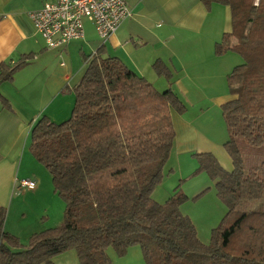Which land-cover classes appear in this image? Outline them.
<instances>
[{"label":"trees","instance_id":"16d2710c","mask_svg":"<svg viewBox=\"0 0 264 264\" xmlns=\"http://www.w3.org/2000/svg\"><path fill=\"white\" fill-rule=\"evenodd\" d=\"M199 1L206 9H229L230 31L214 44V53L241 58L227 75L230 99L220 107L231 168L211 153L193 154L199 163L194 174L208 175L226 207L208 242H201L191 219L179 211L187 199L179 190L163 204L151 198L174 143L172 112L182 114L184 105L170 88L157 91L99 49L83 57L70 116L59 123L46 116L30 122L29 151L63 201L62 220L22 245L4 230L6 209L0 205V264H54V257L70 250L80 264H112L107 249L122 257L133 246L144 264H264V211L238 209L262 198L264 159L245 168L237 147L238 140L264 145V0ZM24 62L0 65V84ZM152 69L172 78L160 60ZM0 103L11 109L1 95Z\"/></svg>","mask_w":264,"mask_h":264},{"label":"crops","instance_id":"0c3cea01","mask_svg":"<svg viewBox=\"0 0 264 264\" xmlns=\"http://www.w3.org/2000/svg\"><path fill=\"white\" fill-rule=\"evenodd\" d=\"M51 1L53 0H0V65H13L25 60L23 66L13 73L11 80L0 84V95L11 105V109H5L0 103V205L4 207L6 204L9 205L4 230L17 237L22 245L27 244L31 234L55 227L62 220L63 205L59 202V205L56 202L49 204L51 216H46L42 223H24L15 217L22 204L26 205L30 199L38 200V197H41L39 186L33 191L18 192V181L32 180L39 183L41 178L38 175V181L30 179L32 177L19 179V170L15 166L20 155L21 160L23 159L26 144L22 145L19 153V147L10 140V135L17 129L16 125H19V117H28L30 122L36 120L38 116H46L55 123L67 119V101L72 102L74 99L73 95L69 97L67 92L71 91L78 81H72L63 70L66 67L64 62H60L57 67L52 64L62 55L71 54L78 49L84 70L85 56H82L84 53L81 50L83 44L91 50L88 54L85 53L87 56L94 55L101 49V54L119 58L128 68L154 85L158 80L157 75L152 73V64L155 61L160 60L168 67V63H175L181 70H186L193 64L194 60L183 63L179 54L192 58L189 56L191 52L189 47H193L195 37L200 38V29L213 11L219 10L215 9L218 5L206 9L199 0H125L132 11V17L120 23L107 41H100L102 44L99 46L97 43H91L85 36L84 28L82 40L71 41L60 49L50 50L34 31L27 14ZM222 10L224 25L220 31L218 30L219 35L230 31L229 9L224 7ZM161 23L164 24L162 27H160ZM218 40L206 44V50L211 57L214 44ZM198 59L197 56V64L192 65L191 69L201 66ZM221 60V58H213L212 61L219 64ZM61 63L64 65L61 66ZM180 81L177 79L176 83L186 98V89ZM191 92L192 98H186L187 108L191 107L190 109L195 111L196 105H200L203 109L195 112L194 116L185 110L184 113L190 117L189 120L184 119L183 114L172 112L175 137L170 158L172 154L175 156L213 154V151L218 150L227 139L221 131L209 132L212 125L217 128L220 107L230 99L226 89L220 88L216 93L209 95L195 94L193 90ZM181 101L184 102L182 99ZM204 103H208V106H203ZM31 107L34 112L28 116L27 110ZM206 122L208 126H205ZM49 196L50 194L47 195L48 200L51 199ZM136 248L137 246L131 247L122 257L110 253L111 263L144 264L142 256L140 258V249ZM135 252L138 257L133 256ZM53 263L80 264L76 253L72 250L54 257Z\"/></svg>","mask_w":264,"mask_h":264},{"label":"rangeland","instance_id":"374dc122","mask_svg":"<svg viewBox=\"0 0 264 264\" xmlns=\"http://www.w3.org/2000/svg\"><path fill=\"white\" fill-rule=\"evenodd\" d=\"M217 7L218 8L215 9L219 10H214L200 29V38L195 37L193 47H189V49H191L189 56H192V58H187L185 55L179 54V58L183 63H188L194 60L192 65L197 64L198 56L201 66H198L196 69H191V65L186 70H181V68H177L178 65L175 63H168L169 67L166 65V63H164V66L171 70L172 78L166 79L164 76L157 75L158 80L154 83V85H152L159 92H163L166 88H170L176 96H179L178 99L180 101L181 99L184 100V102L181 101L185 107L184 109L187 113H192V116L195 115V112H200L202 106L196 105L195 111H192L190 109V106V108H187L188 102L186 101V98H192L193 94L191 90H193V93L195 94L202 93L209 95L212 93H216L218 90H220V88H224L226 89L228 94L229 92L226 82L227 75L231 72L235 65L241 62L240 56L234 52H226L222 55H216L213 52V56L211 57V54H209L206 50V44H208V42L212 43L214 42V40L220 39L221 35H219V31L224 25V14H222V9L224 8V6ZM88 23H84L85 36L88 40L91 41V43H97L98 46L101 45L102 41L98 38V36L95 35L93 27L90 23ZM163 25L164 24L161 23L160 27H162ZM107 46V43H105V47ZM81 50L84 53L82 56H87L85 53L88 54L89 52H91V50H88L86 48V45L83 44L81 46ZM78 51L79 50L77 49L71 54L68 53L62 55L59 59H57V61L52 64V66L57 67L60 62H64L66 67L63 70L69 77H71L72 81H79L81 74L84 71L82 70V62ZM213 58H221L222 60L218 64L217 62L212 61ZM152 73L154 74L155 72L152 71ZM177 79L181 80V85L186 89V98H184L183 92L179 89V86L176 83ZM67 93L69 97H71V94L73 95L72 91H68ZM72 102H74V99ZM72 102L71 100L67 101V118L71 114V107H73ZM203 106H208V103H204ZM184 111L182 113L183 118L189 120L190 117H187ZM219 111V127L217 126L216 128L212 125L209 132L213 133V131H217L218 133L221 131L223 136L226 138L227 132L225 123L221 116V108ZM33 112L34 109L32 107L28 109V116H31ZM213 113L214 112L212 111L211 114ZM39 117L41 118V116H38V118ZM19 119V125H16L17 129H15L12 135H10V140H13V143H15L17 147H19V153L20 148H22L23 144H26V149L23 159L21 160L20 155L15 168L19 170V179L21 177H32L30 179L38 181L39 177L41 178V182L39 181V183L34 181L36 183L35 189L38 188V186L41 188V197H38V200L30 199L29 202H26V205L22 204L17 210L18 213H15V217L17 218V220L24 223H42L45 221L46 216H51L52 211L49 208V204L51 202H56L57 205H59V202L61 203V205H63V201L53 190L51 177L48 170L42 164L37 162L29 152V145L31 141L30 129L32 126L30 121H28L29 118L19 117ZM209 119H214V117H209ZM205 126H208L207 122L205 123ZM237 147L240 151V156L245 168L258 165L264 159V145L254 147L250 146L243 140H238ZM213 155L215 156V158H217L218 162L223 168H231V162L224 151L223 143L218 150L213 151ZM198 165L199 163L196 156H193L192 154H188L187 156H175L174 154H172L171 158L169 156L163 172L164 178L162 182L153 190L151 198L157 203L163 204L174 190H179L183 195L187 197L186 201H184L180 205L179 211L181 212V214L186 215L191 219L201 242L207 243L210 238L211 229L219 224L226 212V207L216 196L214 190V182L210 180L208 175L204 172H198L194 174ZM170 167L172 168L171 171ZM20 181L21 180H19L18 182ZM17 191L21 192L20 190ZM48 194H50L51 196L50 200L47 199ZM8 207V204H6L4 207L6 209V213ZM238 209L264 211V194L262 198L258 200H251L241 203L238 206ZM136 249L139 250L138 247ZM107 253H113V250L109 248L107 249ZM133 256H137L136 252L133 253Z\"/></svg>","mask_w":264,"mask_h":264},{"label":"built area","instance_id":"2783aa9c","mask_svg":"<svg viewBox=\"0 0 264 264\" xmlns=\"http://www.w3.org/2000/svg\"><path fill=\"white\" fill-rule=\"evenodd\" d=\"M34 31L47 49H60L84 38V22H89L105 42L123 21L132 17L125 0H53L27 14ZM64 64L61 63V66ZM32 180L18 182V190L31 191Z\"/></svg>","mask_w":264,"mask_h":264}]
</instances>
